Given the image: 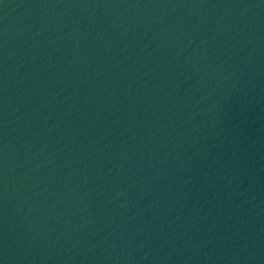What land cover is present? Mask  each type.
Returning <instances> with one entry per match:
<instances>
[{"label":"water","instance_id":"95a60500","mask_svg":"<svg viewBox=\"0 0 264 264\" xmlns=\"http://www.w3.org/2000/svg\"><path fill=\"white\" fill-rule=\"evenodd\" d=\"M0 264H264V0H0Z\"/></svg>","mask_w":264,"mask_h":264}]
</instances>
